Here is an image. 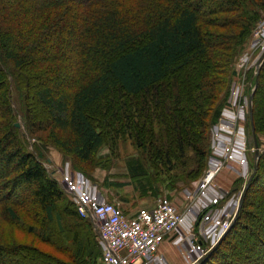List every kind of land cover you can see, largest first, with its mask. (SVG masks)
Instances as JSON below:
<instances>
[{
	"label": "trees",
	"instance_id": "1",
	"mask_svg": "<svg viewBox=\"0 0 264 264\" xmlns=\"http://www.w3.org/2000/svg\"><path fill=\"white\" fill-rule=\"evenodd\" d=\"M263 15L264 0H0V223L53 251L0 240V264H103L92 222L25 149L13 87L29 105L24 119L80 163L107 139H130L137 151L125 158L130 180L109 185L156 198L162 186L172 191L202 174L235 57ZM64 62L74 65L71 78ZM26 64L38 74L29 77ZM250 81L259 144L264 59ZM33 103L45 122L34 118ZM263 210L264 149L236 219L201 264H264Z\"/></svg>",
	"mask_w": 264,
	"mask_h": 264
},
{
	"label": "rangeland",
	"instance_id": "2",
	"mask_svg": "<svg viewBox=\"0 0 264 264\" xmlns=\"http://www.w3.org/2000/svg\"><path fill=\"white\" fill-rule=\"evenodd\" d=\"M76 29L78 30V28ZM65 48L66 52H70L67 53V55L71 56L73 50L70 47V42L66 43ZM261 51L262 50L260 42L253 38L252 34L239 48L232 69L234 70V74L231 76L229 94L226 99V104L221 110L222 112L223 109H226L229 106L233 110L232 112L235 113V115L237 116L234 120V125H232L231 131L233 132V137H239L241 135L240 138L242 139L241 141L243 142V149H245L246 151V158L248 162L246 167L236 164H230V166L224 165L220 168L216 176H214V178L211 180L210 184L213 185L215 191H218L217 194L220 197L218 203L215 205V208L221 209L222 206L229 203V205L226 207L225 214L226 212L234 208V202H236L237 204L239 196L242 193L243 187L253 171V166L258 161L255 158V147L253 144L254 142L251 143V141H249L250 138L246 129V125L248 121L247 115L249 114V96L247 95V92L252 86L250 79L252 76L255 75L256 62L259 55L261 54ZM38 64L40 65L41 63ZM59 67L62 70L63 76L67 78H71L74 74L73 63L68 64L67 62H64L61 63ZM38 68V65L34 67L31 64H26V67H24L23 72H25L29 77H33L38 74L40 70ZM36 80L37 79L34 77L33 83H35ZM10 92L12 107L13 110H15L16 112L14 127L17 128V132L20 136L22 143L24 144L25 149L33 152L36 155L39 154L41 158L40 160L50 172V174H52L54 177L56 176L59 178V183L61 182V178L64 174H69L72 176H82L87 181L88 187H90L93 192L97 193L103 200L115 204L111 199L104 198L106 195L111 194L112 197L115 196V198L122 202V205L125 209H127L128 211H133V213L140 209L153 208L157 203L158 199L163 197H170L169 199L172 201L173 204L176 205L177 209L183 207V213L188 212L187 210L189 206L193 205V203L195 202V199H193L195 193L194 190L195 187L201 182L202 177L208 169L209 157L212 151V139L215 132L214 127L218 123L220 117L210 129V154L208 156L206 166L200 177L187 185L180 184L177 189H174L172 191H168L166 187L162 186L160 194L158 195V197L155 198L151 196H141L132 185H127L119 189H116L109 185V183L112 182H129L130 180L127 176L125 158L134 155L137 152L130 139L122 136L113 139H107L103 147L99 150L96 157L91 162L80 163L72 156L64 154L61 149H59L52 143L51 138L48 136V130L42 131L40 129H37L34 125L31 126V122H27L24 119L23 114L25 110L29 109L27 101L25 104V101L23 99L24 92L20 89H17L16 87H13ZM236 98L238 101H236L234 105L233 100ZM245 101L247 102V106L245 105ZM33 104L34 109L32 113L34 115V118H36V120H42L43 122H45L47 120V114H45V112L42 110L39 103ZM16 124H18V127H16ZM258 141L260 154L264 149V134L259 135ZM223 170H226L227 172H229V174L227 173V176L221 181V179L217 177L219 173ZM226 181L228 183H226ZM223 183H226L227 185L225 186ZM60 185L62 187V183H60ZM222 185H224V187ZM101 193L105 196H103ZM66 194L75 204L76 200L74 195L71 193ZM196 195L199 199L203 197V195L200 194V191H198L197 188ZM223 195H228V199H224L222 197ZM202 199L204 201L206 200L205 198ZM199 214L200 212L198 213V215ZM87 218L93 224L94 233L97 235L98 241L97 226L89 216ZM192 219L193 220L190 221V216L189 219L186 217L185 224H187L186 227L188 226V223H192V225L194 224L193 232H199L200 228L201 231H206L207 225H211L209 222L203 223V220L201 218L197 219V217H192ZM223 219H225V217ZM171 235L172 236L171 238H169V241L177 249L179 257L183 260L182 263L190 264V262H187L186 259L187 251L185 249V246L177 245L175 242H173L177 235V232L175 231L174 234L172 233ZM0 240L5 242L19 241L28 244L34 243L38 247L48 252H53L50 248L38 242H34L32 236L17 231L15 227L9 224L6 225L0 223ZM207 242L208 244H206V248L210 246V240ZM157 257L160 258V260L158 259L156 264H171V262H165V259H163V257L159 255V253H157ZM214 263L219 264L218 258L215 259Z\"/></svg>",
	"mask_w": 264,
	"mask_h": 264
},
{
	"label": "built area",
	"instance_id": "3",
	"mask_svg": "<svg viewBox=\"0 0 264 264\" xmlns=\"http://www.w3.org/2000/svg\"><path fill=\"white\" fill-rule=\"evenodd\" d=\"M252 36L260 42L263 51L264 17L254 27ZM236 101L237 98L233 100L234 105ZM245 105L247 106L246 101ZM232 111L229 106L223 109L214 127L208 169L195 187V202L189 206L187 214L177 209L168 197H163L158 199L153 208L140 209L129 215L93 192L82 176H62L63 188L67 193L74 195L80 216H89L97 226L103 264H156L157 260H160L157 257L160 243L175 231L177 235L173 242L185 246L186 259L190 264H197L209 249L217 244L235 218L241 194L237 204L234 202L235 209L232 208L225 214L229 203L221 209L215 208L220 197L218 191L210 184L211 180L224 165L236 164L246 167L248 164L241 135H232V125L237 117ZM196 188L205 201L197 197ZM222 197L228 199V195ZM189 216L190 221L193 220L192 217H197L201 218L203 223L209 222L211 225H207L206 231H201L200 228L199 232H193L194 224L188 223L187 227L185 224L186 217L189 219ZM208 239L210 246L206 248Z\"/></svg>",
	"mask_w": 264,
	"mask_h": 264
},
{
	"label": "crops",
	"instance_id": "4",
	"mask_svg": "<svg viewBox=\"0 0 264 264\" xmlns=\"http://www.w3.org/2000/svg\"><path fill=\"white\" fill-rule=\"evenodd\" d=\"M227 173L229 174V172H227L226 170H223L219 173L217 178H220L222 181V179H224L227 176ZM56 178L58 179V181H60L58 177H56ZM218 182H220V181H218ZM226 183H228V182L226 181ZM226 183H223V184L226 186L227 185ZM224 185H222V186L224 187ZM116 189H118V188H116ZM102 195L105 196L104 194H102ZM104 198L111 199L113 201V203H115L118 207H121V209L125 213L133 214V211H128L127 209H125L124 206L122 205V202L119 201L117 198H115V196L112 197V195L109 194V195H106ZM178 209L181 211L183 209V207H180ZM182 212H183V210H182ZM171 236H168L164 241H162L160 243L159 248H158V253H159V255H161L163 257V259H165V262H171V264H183L182 263L183 260L179 257L177 249L169 241L170 240L169 238Z\"/></svg>",
	"mask_w": 264,
	"mask_h": 264
},
{
	"label": "water",
	"instance_id": "5",
	"mask_svg": "<svg viewBox=\"0 0 264 264\" xmlns=\"http://www.w3.org/2000/svg\"><path fill=\"white\" fill-rule=\"evenodd\" d=\"M263 59H264V51L261 53V55L259 56V58H258V61H257V63H256V71H258V69H259V67H260V65H261V63H262V61H263ZM252 95H253V93H251L250 94V96H249V101H250V106H249V111H248V113H249V116H250V122H251V126H252V134H253V140H254V147H255V158H256V160H258V157H259V147H258V143H257V139H256V135H255V131H254V127H253V124H252V113H251V99H252ZM18 124H16V127H18L17 126ZM256 170H257V162L254 164V166H253V171H252V173L250 174V176H249V178H248V180L246 181V183H245V185H244V187H243V190H242V193H241V197H240V200H239V205H238V208H237V213H236V216H235V218L237 217V215H238V213H239V210H240V207H241V204H242V201H243V199H244V196H245V194H246V192H247V189L249 188V185H250V183H251V180H252V178H253V176L255 175V172H256ZM227 233V232H226ZM225 233V234H226ZM225 234L221 237V239L217 242V244L214 246V247H212L199 261H198V263L200 264V263H202V262H204L207 258H208V256L210 255V253L216 248V246L221 242V240L223 239V237L225 236Z\"/></svg>",
	"mask_w": 264,
	"mask_h": 264
}]
</instances>
